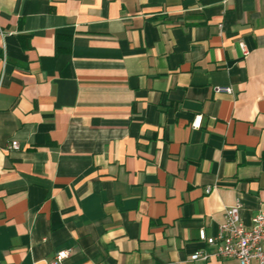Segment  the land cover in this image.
<instances>
[{
	"label": "crops",
	"instance_id": "0c3cea01",
	"mask_svg": "<svg viewBox=\"0 0 264 264\" xmlns=\"http://www.w3.org/2000/svg\"><path fill=\"white\" fill-rule=\"evenodd\" d=\"M11 141L0 264H239L199 232L264 212V0H0Z\"/></svg>",
	"mask_w": 264,
	"mask_h": 264
},
{
	"label": "built area",
	"instance_id": "2783aa9c",
	"mask_svg": "<svg viewBox=\"0 0 264 264\" xmlns=\"http://www.w3.org/2000/svg\"><path fill=\"white\" fill-rule=\"evenodd\" d=\"M241 48L244 54L247 50L243 44ZM218 93L232 94L230 87H217ZM201 116H197L192 123L193 128H200ZM21 144L18 141H11L0 145V158L3 152L18 151ZM206 193H211V188L206 189ZM242 205L237 203L226 208L224 219L219 225L218 234L215 237H208L204 229L200 230L199 238L201 241L216 248L215 256L222 259H236L239 264H264V212H259L253 217L252 227L247 228L240 216ZM70 255L69 251H61L56 254L50 264H62ZM192 261L209 259L205 252L198 251L191 258Z\"/></svg>",
	"mask_w": 264,
	"mask_h": 264
}]
</instances>
